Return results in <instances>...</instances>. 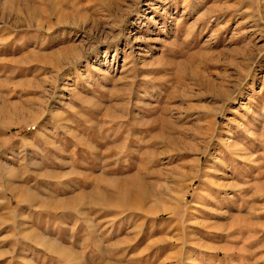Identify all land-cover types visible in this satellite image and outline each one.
Wrapping results in <instances>:
<instances>
[{
	"label": "rangeland",
	"instance_id": "374dc122",
	"mask_svg": "<svg viewBox=\"0 0 264 264\" xmlns=\"http://www.w3.org/2000/svg\"><path fill=\"white\" fill-rule=\"evenodd\" d=\"M0 264H264V0H0Z\"/></svg>",
	"mask_w": 264,
	"mask_h": 264
},
{
	"label": "bare ground",
	"instance_id": "6f19581e",
	"mask_svg": "<svg viewBox=\"0 0 264 264\" xmlns=\"http://www.w3.org/2000/svg\"><path fill=\"white\" fill-rule=\"evenodd\" d=\"M45 243V242H44ZM48 244V243H47Z\"/></svg>",
	"mask_w": 264,
	"mask_h": 264
}]
</instances>
